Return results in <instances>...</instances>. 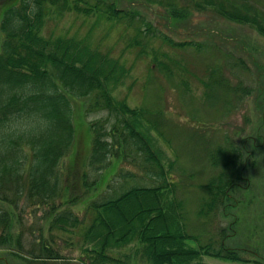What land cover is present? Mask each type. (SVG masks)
Returning <instances> with one entry per match:
<instances>
[{
    "label": "trees",
    "instance_id": "16d2710c",
    "mask_svg": "<svg viewBox=\"0 0 264 264\" xmlns=\"http://www.w3.org/2000/svg\"><path fill=\"white\" fill-rule=\"evenodd\" d=\"M150 3L163 6L162 16L169 27H177L179 21L194 11H210L221 18L249 25L264 35V0H2L0 83L8 88L0 94L9 95V99L0 102V121L14 112L42 111L54 121V127L46 135L13 141L8 153L0 156V199L14 203L24 197L36 206L46 204V216L53 215L49 227L65 229L75 225L78 216L67 207L58 208L89 197L87 204L96 209V215L84 236L95 242V247L85 250L92 264L112 260L105 249L124 246L135 238L143 243V254L153 264H210L199 259L203 255L249 261L223 240L218 246L210 242H199L198 246L186 244L187 238H195L197 242L198 239L186 229V209L183 200L174 194L173 177L168 175L148 137L137 127L134 118L143 117V111L115 101L111 94L112 87L122 83L128 70L122 61L91 47L83 38L45 37L41 33L44 15L52 5L58 11L87 14L95 10L99 16L127 21L128 25L136 20L138 24L134 25L135 34L131 39L140 53L147 50L153 37L172 45L206 47L192 39L174 40L154 26L137 6ZM32 5L38 9L34 15H31ZM14 20L22 24L18 30L13 28ZM158 63L168 69L167 62ZM254 64L258 86L240 81L231 87L224 75L213 76L212 69L206 84L212 89L217 85L230 88L240 92L241 97L253 93L255 105L261 110L259 126L263 127L264 65ZM28 82L40 89L38 95L25 99L11 94ZM81 109L87 113L105 111V114L79 122L77 116ZM255 131L240 141L225 136L223 143L209 150V161L217 170L202 184L206 195L197 210L199 216L217 210L224 213L233 188L245 179V170L251 164L254 150L247 145L256 147L264 143V132L257 127ZM127 159L152 182L122 183L120 190L100 198L109 182L98 190L103 170L112 163L118 168ZM117 174L127 179L136 172L120 167ZM168 193H173V198L165 199ZM0 222L4 228L10 224L7 210L0 214ZM44 243L39 244L43 254L34 255L36 258L58 256ZM253 261L263 264L259 259Z\"/></svg>",
    "mask_w": 264,
    "mask_h": 264
},
{
    "label": "rangeland",
    "instance_id": "374dc122",
    "mask_svg": "<svg viewBox=\"0 0 264 264\" xmlns=\"http://www.w3.org/2000/svg\"><path fill=\"white\" fill-rule=\"evenodd\" d=\"M137 6L141 15L172 39H192L206 47L172 45L153 37L147 50L140 53L131 39L134 25L138 24L136 20L128 25L127 21L99 16L95 10L87 14L58 11L52 5L44 15L41 33L45 37L83 38L91 47L119 58L127 67L122 83L112 87L111 94L115 101L143 111V117L134 118L137 127L148 137L168 175L173 177L174 194L183 200L186 209V229L198 239L197 242L195 238H187L186 244L198 246L199 242H210L218 246L223 240L249 261L209 255L199 259L210 264H256L253 260L259 259L264 264V143L256 147L247 145L254 150L251 164L245 170V179L233 188L224 213L217 210L207 216L197 214L206 195L202 184L217 170L209 161V150L223 143L225 136L240 141L245 135L255 133V127L264 132V125L259 126L261 110L255 105L253 93L241 97L240 92L223 86L212 89L206 84L210 81V71L214 70L216 77L224 75L231 87L240 81L258 86L254 62L264 65V35L249 25L210 11H194L179 21L177 27H169L162 16L163 6L157 3ZM159 61L167 62L168 69ZM104 114L105 111L87 113L81 109L77 121L88 122ZM120 167H128L136 175L122 178L117 174ZM116 168L112 163L103 170L98 190L109 182L100 198L120 190L122 183L152 182L129 159ZM88 198L58 208L67 207L78 216L77 223L65 229L49 227L53 215L46 216V204L36 206L24 197L14 203L0 199V214L7 210L10 221L5 228L0 222V264H92L85 250L95 247V242L84 233L96 209L87 204ZM170 198L173 193L165 195V199ZM40 242H46L51 253L58 256L36 258L34 255L43 254ZM142 249L143 243L137 238L124 246L107 248L105 252L113 259L101 264H153Z\"/></svg>",
    "mask_w": 264,
    "mask_h": 264
},
{
    "label": "clouds",
    "instance_id": "9594fccd",
    "mask_svg": "<svg viewBox=\"0 0 264 264\" xmlns=\"http://www.w3.org/2000/svg\"><path fill=\"white\" fill-rule=\"evenodd\" d=\"M38 11L35 5L31 7V15ZM22 24L13 21L14 30H18ZM8 86L0 83V93H4ZM40 89L31 82L13 90V93L22 98L38 95ZM51 94V93H49ZM9 95L0 94V102H6ZM54 127V121L42 111L14 112L4 121H0V156L6 155L12 147V142L20 138L39 137L48 134Z\"/></svg>",
    "mask_w": 264,
    "mask_h": 264
}]
</instances>
